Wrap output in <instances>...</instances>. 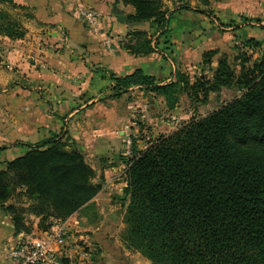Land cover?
<instances>
[{
	"label": "trees",
	"instance_id": "1",
	"mask_svg": "<svg viewBox=\"0 0 264 264\" xmlns=\"http://www.w3.org/2000/svg\"><path fill=\"white\" fill-rule=\"evenodd\" d=\"M118 1L133 9L127 23L149 28L130 30L122 47L135 56L152 53L153 33H167L171 13L162 0L114 4ZM1 2L29 11L12 0ZM28 18H33L30 11ZM0 35L19 40L25 31L0 10ZM242 44L257 57L241 53L233 69L217 49L206 50L201 63L211 76L192 81L181 71L164 84L140 69L124 76L108 72L111 98L138 87L144 95L162 98L169 111L182 98L205 105L221 89L238 92L142 151L133 141L119 198L127 200L122 239L148 264H264V40L248 38ZM25 146L23 155L0 169V211L10 218L15 237L32 232L26 216L37 219V231L46 232L91 201L102 186L93 181L95 170L66 134ZM13 196L29 204L12 203Z\"/></svg>",
	"mask_w": 264,
	"mask_h": 264
},
{
	"label": "crops",
	"instance_id": "2",
	"mask_svg": "<svg viewBox=\"0 0 264 264\" xmlns=\"http://www.w3.org/2000/svg\"><path fill=\"white\" fill-rule=\"evenodd\" d=\"M12 1L29 9L33 15L29 21L34 25L31 24L22 39H0L2 58L14 65V71L20 78V82L9 86L0 83V163L16 158L26 144H34L53 134H66L87 163L89 158L96 163L88 164L95 170L93 181L100 182L102 186L87 205L94 202L108 211L110 204L119 199L113 195L109 201L111 187L117 184V190L122 192L126 186L125 180L122 182L123 172L117 173L122 165L117 167L113 158L121 156V144L131 133L133 119L143 118V115L135 113L137 105L140 102L147 104L143 91L138 87H132L128 94L119 98H111L112 83L108 80V72L124 76L140 69L154 77L157 83L164 84L174 79L175 72L182 66L179 63L187 62V54L195 57L197 52L190 47L191 43L185 47L188 53L181 50V42L174 36L170 37L169 29L172 27L167 24L166 34L152 36V45L155 42L152 53L144 56L130 54L122 47L127 33L133 28L145 31L149 28L144 23L138 26L127 23L125 17L133 13V9L120 1L116 4L115 0ZM168 2L162 0L165 9ZM78 6L101 14L97 32H92L76 14ZM177 9L179 7L169 9V22L178 19L181 27L188 25L189 13L198 12L192 8L188 13ZM118 16H123L124 21H118ZM0 80L8 79L1 75ZM43 95L49 96L44 100L49 106L43 104L40 98ZM16 111L19 112L18 117L13 118L12 112ZM3 114L8 116L10 123L2 117ZM137 151L140 150L137 148ZM115 176H118L117 180H114ZM123 202L126 205V198ZM29 218L32 220V232L19 234L17 238L42 235L36 230L37 219ZM75 218L76 214L66 220L69 222ZM100 230L101 233L95 232L85 238L104 244L109 237L103 232L104 228ZM15 238L10 218L0 211V264H11L8 250ZM116 248L118 251L112 248L113 257L125 255V248L120 245ZM63 263L71 264L68 259Z\"/></svg>",
	"mask_w": 264,
	"mask_h": 264
},
{
	"label": "rangeland",
	"instance_id": "3",
	"mask_svg": "<svg viewBox=\"0 0 264 264\" xmlns=\"http://www.w3.org/2000/svg\"><path fill=\"white\" fill-rule=\"evenodd\" d=\"M167 1H169L166 4L168 11L174 7H179L177 10L183 11L184 13L191 12L192 10L190 8L198 11L189 13L187 16V19H190L187 21L188 25H182L181 27L180 20L178 19L168 23L172 27L169 29V35L170 37H176L177 41L181 42V50H185L188 53L189 50L185 49V47L191 43L190 47L197 52L195 57L194 54H187L186 60L188 66H185L187 62L179 63L182 65L179 67V71L186 73L191 81L195 77H202L204 75L211 76L208 68L203 69L201 63L202 54L206 50L217 49L219 55H224L233 69H238L239 62L241 61L239 55L241 53H244L245 56L251 57L252 59L257 57L256 52H252L251 48H243L242 42L248 38L264 40V0H207V3L203 0ZM0 10L7 13L9 20L15 21V23L23 27L25 34L29 32L31 24L34 25L29 21V11L26 9L14 8L10 3L1 2ZM1 37L4 36L0 35V39ZM0 57V76H6L8 79L6 81L0 80V83H6L5 86H9L11 83L20 82L19 74L14 71V65L8 64L2 58V53H0ZM161 59L164 60V58ZM212 65H216L215 60ZM237 95L238 92L236 91L221 89L217 95L212 94L205 105L190 103L186 98H182L178 106L169 111L166 109L164 102L160 101V97L145 94L144 98L147 104L140 102L135 111V113H139L137 115H143V118L135 117L133 119L134 124L128 136H139L137 139L133 138V141L135 149L138 148L140 150L142 146H146L150 141H154L161 136L171 133L193 117L205 116L209 112L217 109L220 105L229 102ZM46 96L43 95L40 98L45 106H49L47 105L48 102H44V100L49 99V96ZM12 114V117L15 118L18 117L19 112H12ZM2 117L8 121L7 115L3 114ZM8 123L10 122L8 121ZM145 136L151 137V140L147 142ZM124 140L121 144V156L116 155L113 158L114 164L117 167L122 165V169L117 170V173L120 171L123 172L122 182L125 180L124 172L126 168V157L123 154ZM22 148L23 151L17 153L16 157L25 153L27 147L23 146ZM4 162L0 163V169L3 168ZM94 162L95 160L88 159L89 164L96 165ZM101 165L100 163L99 166ZM117 178L118 176H115L114 180H117ZM116 185L114 184L111 187L110 192H112L109 201L113 195H117L118 198L123 196V191L117 190L119 186ZM119 200L117 199V201L111 203L108 211H105L100 204L93 202L92 205L85 204L77 212L68 217L73 218L76 214L75 220H70V223L68 222L70 231L61 249L63 252L61 255H64L61 258L62 264H64V259H68L71 264H148V261L139 252L128 248L122 239V236L125 234L123 215L126 205L123 201ZM11 201L12 203H19L22 207H26L29 204L25 199L18 196H13ZM29 217L26 216L27 222L32 223ZM103 228V232L109 237L107 242H103L104 244H98L96 239L91 241L90 237H88L89 239L85 238L95 232H100V229ZM96 229L99 230L97 231ZM119 245L125 248V255L122 256L119 254L113 257L111 255L113 252L112 248L117 250L116 247H119Z\"/></svg>",
	"mask_w": 264,
	"mask_h": 264
},
{
	"label": "built area",
	"instance_id": "4",
	"mask_svg": "<svg viewBox=\"0 0 264 264\" xmlns=\"http://www.w3.org/2000/svg\"><path fill=\"white\" fill-rule=\"evenodd\" d=\"M76 14L87 24L92 32H97L101 14L94 10L83 6H78L75 10ZM108 44V43H107ZM126 137L124 140V156L126 160L133 155V138H138V135ZM145 140L149 142L151 137L145 136ZM153 141H150L146 146H142L140 151L147 148ZM70 231L68 221L55 222L52 227L42 232L40 237L30 238H15L9 246L8 258L11 264H62L61 255L62 247L65 244V239ZM25 235V234H24Z\"/></svg>",
	"mask_w": 264,
	"mask_h": 264
},
{
	"label": "water",
	"instance_id": "5",
	"mask_svg": "<svg viewBox=\"0 0 264 264\" xmlns=\"http://www.w3.org/2000/svg\"><path fill=\"white\" fill-rule=\"evenodd\" d=\"M117 20L123 22L124 21V17L123 16H118ZM135 25L138 26V25H142V24H135Z\"/></svg>",
	"mask_w": 264,
	"mask_h": 264
}]
</instances>
